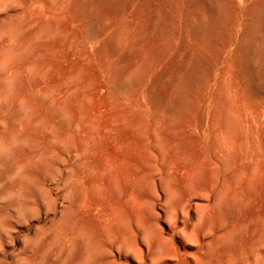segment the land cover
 <instances>
[{
    "label": "rangeland",
    "instance_id": "1",
    "mask_svg": "<svg viewBox=\"0 0 264 264\" xmlns=\"http://www.w3.org/2000/svg\"><path fill=\"white\" fill-rule=\"evenodd\" d=\"M111 143L123 144L122 159ZM255 160L264 161V0H0V264H150L136 215L167 238L182 233L179 264H264ZM111 208L143 258L121 245Z\"/></svg>",
    "mask_w": 264,
    "mask_h": 264
},
{
    "label": "bare ground",
    "instance_id": "2",
    "mask_svg": "<svg viewBox=\"0 0 264 264\" xmlns=\"http://www.w3.org/2000/svg\"><path fill=\"white\" fill-rule=\"evenodd\" d=\"M252 5H250V7H251ZM248 9H249V7H248ZM215 11H216V9H215ZM228 11V10H227ZM223 12H224V10H223ZM206 13V12H205ZM217 13V12H216ZM203 14V13H202ZM215 14V13H214ZM221 20V19H220ZM205 22V21H204ZM213 23V22H212ZM140 24V23H139ZM205 24V23H204ZM214 24V23H213ZM142 25V24H141ZM259 26V25H258ZM143 27V26H142ZM158 28V27H157ZM162 28V27H161ZM260 28V27H259ZM133 29V28H132ZM261 29V28H260ZM214 30H216L215 28H214ZM153 31V30H152ZM133 32V31H132ZM189 32V31H188ZM260 32V31H259ZM260 34V33H259ZM152 36L153 37H156V36H154L153 34H152ZM151 35L149 36V38L147 39V41H146V39H145V41L143 42V43H145V44H143L142 43V45H144L145 47L143 48V47H140V48H142L143 50L145 49V51L146 50H150L151 51V49H152V47H153V45H154V38L152 37ZM146 37V36H145ZM152 37V38H151ZM147 38V37H146ZM174 38V37H173ZM188 40H189V38L187 37V40H184V41H187V44H188ZM173 42V41H172ZM191 42V41H190ZM160 45V44H159ZM184 45H186V44H184ZM208 45H210V44H208ZM116 46V45H115ZM119 46V45H118ZM140 46H141V44H140ZM105 47V46H104ZM185 47H187V46H185ZM201 45H200V49H201ZM103 48V47H102ZM91 49V48H90ZM158 50H159V48H157ZM161 49V48H160ZM185 49H188V47L187 48H185ZM257 49V48H256ZM255 49V50H256ZM206 50V49H205ZM104 51H105V48H104ZM104 51L102 52V54H104ZM150 51H149V53L148 54H150ZM106 52V51H105ZM208 52V51H207ZM256 52V51H255ZM140 53V52H139ZM147 52H145V54H146ZM166 53V52H165ZM186 53H188L189 54V52H186ZM185 53V54H186ZM206 53V52H205ZM90 54V53H89ZM98 54V53H97ZM143 54H144V52H143ZM256 54V53H255ZM148 56V55H147ZM253 56V55H252ZM160 57V56H159ZM185 57V56H184ZM187 57V56H186ZM138 58V57H137ZM150 58V57H149ZM59 59V58H58ZM140 59V58H139ZM185 59V58H184ZM188 61H189V59H187ZM187 60H186V62H187ZM256 60V59H255ZM177 61V60H176ZM175 61V62H176ZM139 62V61H138ZM178 62H180V60L178 61ZM178 62H177V64H178ZM183 62V61H182ZM26 63V62H25ZM232 63V62H231ZM234 63V62H233ZM142 64V63H141ZM180 64V63H179ZM78 65V64H77ZM138 65V64H137ZM137 65H136V67H137ZM143 65V64H142ZM255 65V64H254ZM149 67H151L150 65H148ZM177 66V65H176ZM231 66H232V64H231ZM255 66H257V65H255ZM140 67V66H139ZM185 67V66H184ZM142 68V67H141ZM141 68L139 69V71L141 70ZM233 69V68H232ZM170 70L171 69H169V71L168 72H170ZM174 70L175 69H172L171 71H173L171 74H172V77H173V73H174ZM138 71V70H137ZM178 71V70H177ZM134 73L136 72V71H133ZM132 72V73H133ZM168 72H166V73H168ZM175 72H176V70H175ZM230 72V71H229ZM74 73H75V71H74ZM73 73V74H74ZM94 73H96V72H94ZM171 74H170V77H171ZM233 74V73H232ZM79 75V74H78ZM235 75V74H234ZM74 76H77V75H74ZM80 76V75H79ZM229 76H231V75H228V77ZM240 76V75H239ZM97 77V76H96ZM169 77V78H170ZM127 78V77H126ZM129 78V77H128ZM128 78H127V80H128ZM229 78H231V77H229ZM171 79V78H170ZM169 79V80H170ZM50 80V79H49ZM131 80V79H130ZM172 80V79H171ZM228 81H230V79L228 80ZM170 82V81H169ZM100 83V82H99ZM173 83V82H172ZM229 83V82H228ZM62 84V83H61ZM170 84V83H169ZM168 84V86H170ZM225 84V83H224ZM224 84H223V86L222 87H224ZM230 84V83H229ZM228 85V84H227ZM163 87L164 86H167V85H162ZM175 88V87H174ZM174 88H172V89H174ZM225 89L227 88V87H224ZM229 88V87H228ZM227 88V90H229ZM244 88V87H243ZM67 89V88H66ZM71 89V88H70ZM102 89V88H101ZM223 89V88H222ZM234 89V88H233ZM81 90V89H80ZM214 90V89H213ZM155 91H156V88H155ZM157 91H158V89H157ZM156 91V92H157ZM169 91V90H168ZM171 91V90H170ZM243 91V90H242ZM68 92H69V90H68ZM171 92H173V90L171 91ZM170 92V93H171ZM232 92V91H231ZM236 92V91H235ZM235 92H233V93H235ZM238 92V91H237ZM246 92V91H245ZM43 93V92H42ZM158 93H160V91L158 92ZM174 93V92H173ZM172 93V94H173ZM228 93V92H227ZM226 93V94H227ZM230 93V92H229ZM232 93V94H233ZM66 94V93H65ZM99 94V93H98ZM97 94V95H98ZM168 94V93H167ZM236 94V93H235ZM234 94V95H235ZM244 94V93H243ZM78 95H79V93H78ZM164 95V94H163ZM170 95V94H169ZM175 95V94H174ZM233 95V96H234ZM80 96V95H79ZM78 96V97H79ZM94 96H96V95H94ZM103 96V95H102ZM168 96V95H167ZM239 96V95H238ZM241 97V101L242 100H244V98L245 97H243L242 96V94L240 95ZM245 96V95H244ZM101 97V96H100ZM104 97V96H103ZM148 97H149V95H148ZM150 97L153 99V97L150 95ZM169 97V99L171 98V96H168ZM206 97V96H205ZM215 97V96H214ZM227 97V96H226ZM232 97V96H231ZM234 97H236V95L234 96ZM71 98V97H70ZM79 98H81V96L79 97ZM105 98V97H104ZM103 98V99H104ZM228 98H230V97H228ZM228 98H227V100H228ZM97 99H99L98 97H97ZM97 99H95V100H97ZM101 99V98H100ZM100 99H99V102H100ZM161 99V98H160ZM167 99V98H166ZM222 99V98H221ZM235 99V98H234ZM236 99H237V97H236ZM77 100V99H76ZM102 100V99H101ZM105 100V99H104ZM231 100H232V102H231ZM77 101H80V100H77ZM76 101V102H77ZM229 103H233V98H230L229 99ZM238 101V103H239V100H237ZM97 102V101H96ZM220 102V101H219ZM235 102V101H234ZM74 103H75V101H74ZM102 102H100L99 104H101ZM236 104H237V102H235ZM76 104H79V102L78 103H76ZM97 104H98V102H97ZM104 104V103H103ZM102 104V105H103ZM108 104V103H107ZM167 104V103H166ZM165 104V105H166ZM225 104V103H224ZM62 105V104H61ZM219 105H220V103H219ZM243 105H244V103H243ZM97 106V105H96ZM100 106V105H99ZM229 105H227L226 107H228ZM238 105H235L234 106V108L233 109H235L236 110V107H237ZM241 106V105H240ZM245 106V105H244ZM103 107V106H102ZM100 108V109H103V108ZM105 107V109H106V106H104ZM216 107H218V106H216ZM233 107V106H232ZM173 108V107H172ZM219 108H221L220 106H219ZM218 108V109H219ZM228 108H231V104H230V107H228ZM241 107H239V109H240ZM168 109V108H167ZM171 109V108H170ZM213 109H216V108H213ZM232 109V110H233ZM238 109V107H237V110H239ZM245 108H242V110H244ZM231 110V109H230ZM230 110H227V111H229L230 112ZM234 110V111H235ZM107 111V110H106ZM233 111V112H234ZM245 111H246V109H245ZM253 111H255V110H253ZM204 112V111H203ZM216 112V111H215ZM218 112V111H217ZM238 112V111H237ZM237 112H235V114H237ZM259 112V111H258ZM231 113H232V111H231ZM230 113V114H231ZM102 114V113H101ZM100 114V115H101ZM215 114V113H214ZM225 115H227V113H225ZM238 115V114H237ZM255 115H256V113H255ZM259 115H260V113H259ZM104 116V115H103ZM224 116V115H223ZM228 116V115H227ZM230 116V115H229ZM214 117V116H213ZM257 117H259L260 118V116H258L257 115ZM262 117V116H261ZM208 118H209V115H208ZM231 118V117H230ZM107 119V118H106ZM225 119H226V116H225ZM227 119H229V117L227 118ZM103 122V121H102ZM110 122V121H109ZM260 122V121H259ZM102 124V123H101ZM207 124H208V122H207ZM213 124H214V122H213ZM215 124H216V122H215ZM213 125V126H216V125ZM25 125V124H24ZM107 127H108V125H106ZM221 126V125H220ZM101 127V126H100ZM107 127H105V129L107 128ZM109 128V127H108ZM190 129H191V127H189ZM221 128V127H220ZM232 128V127H231ZM114 130V129H113ZM112 130V131H113ZM128 130V129H127ZM131 129H129V131L128 132H130L131 133V131H130ZM226 130V129H225ZM231 131H235V129H230ZM237 130H238V128H237ZM101 131V130H100ZM126 131V130H125ZM132 131H133V129H132ZM141 131V130H140ZM45 132H47V131H45ZM127 132V131H126ZM138 133H140L141 134V132H139V130L137 131ZM134 133V131L132 132V134ZM135 133H136V130H135ZM155 133H157V132H155ZM234 133V132H233ZM45 134V133H44ZM139 134V135H140ZM195 134H197V132L195 133ZM236 133H234L233 135H231L229 138H230V141H234L233 139H235L234 137V135H235ZM254 134H256V132H254ZM115 135V134H114ZM138 135V134H137ZM136 135V136H137ZM228 135H230V134H228ZM227 135V136H228ZM253 135V134H252ZM130 136V135H129ZM156 136V135H155ZM158 136V135H157ZM156 136V137H157ZM193 136V135H192ZM233 136V137H232ZM256 136V135H255ZM257 137V136H256ZM115 138H116V136H115ZM228 138V137H227ZM226 138V139H227ZM229 138L227 139L228 141H229ZM231 138H232V140H231ZM114 139V138H113ZM130 139H131V136H130ZM129 139V140H130ZM226 139H225V141H226ZM159 140H161L162 141V143L161 144H163L164 145V141L162 140V139H159ZM116 141V140H115ZM140 141V140H139ZM227 141V142H228ZM229 141V142H230ZM236 141V140H235ZM234 141V142H235ZM112 142V141H111ZM129 142V141H128ZM158 143H159V141H157ZM119 143V142H118ZM122 143V142H121ZM127 143V142H126ZM157 143V144H158ZM220 143L222 144V142L220 141ZM231 143V142H230ZM254 143V142H253ZM112 145L111 146H115V148H113V149H115V154L114 155H116L117 154V149L118 148H120L121 147V150H122V146H123V144H121L122 146H120L119 144H115V145H113V143H111ZM128 144V143H127ZM161 144L159 145V146H161ZM165 144H166V142H165ZM224 145H225V143H223ZM232 144V143H231ZM120 147H119V146ZM129 145V144H128ZM138 145V144H137ZM141 145V144H140ZM140 145H139V147H140ZM195 145H197V144H195ZM232 145H234V144H232ZM220 146H222V145H220ZM226 146H228L227 144H226ZM229 146H230V144H229ZM138 147V148H139ZM162 147V146H161ZM223 147V146H222ZM222 147H221V151H222ZM232 147V146H231ZM117 148V149H116ZM129 148V147H128ZM127 148V149H128ZM165 148V146L163 147V149ZM126 149V148H125ZM161 149V148H160ZM223 149H224V147H223ZM96 150H98V149H96ZM123 150H124V148H123ZM122 150V155H123V152H125V151H123ZM140 150V149H139ZM231 148H229V152H230V154H228L226 151V153H223L224 152V150H223V155L224 154H226V157H227V155L232 159V157H231ZM232 150H235L234 148H232ZM255 150H256V148H255ZM98 151H100V150H98ZM113 151V150H112ZM127 151H129V150H127ZM95 152V151H94ZM93 152V153H94ZM97 152V151H96ZM120 152V151H119ZM234 152V151H233ZM232 152V153H233ZM238 152V151H237ZM99 153V152H98ZM105 153V152H104ZM113 153H114V151H113ZM121 153V152H120ZM132 153H133V150H132ZM163 153V152H162ZM218 153V152H217ZM221 153V152H220ZM219 153V154H220ZM221 153V154H222ZM258 153V152H257ZM131 154V153H130ZM152 154V153H151ZM236 154H238V153H236ZM106 155H107V153H106ZM106 155H102V157L103 156H106ZM110 154H108V157H110L109 156ZM120 155V154H119ZM222 155V156H223ZM233 155V158H234V155H235V152L232 154ZM69 156V155H68ZM75 156V155H74ZM131 156H132V154H131ZM137 156V155H136ZM221 156V155H220ZM222 156H221V158H222ZM225 156V155H224ZM107 157V156H106ZM114 156H112V157H110L109 159H112ZM117 157V158H116ZM120 156H118V154L115 156V159H118ZM135 157V156H134ZM121 159H122V157H120ZM140 158V157H139ZM169 158V157H168ZM257 158V157H256ZM39 159V158H38ZM64 159H66V158H64ZM108 159V160H109ZM141 159V158H140ZM143 159V158H142ZM156 159V158H155ZM173 159V158H172ZM223 159V158H222ZM260 159V158H259ZM258 159V160H259ZM263 159V158H262ZM137 160H139L138 158H137ZM170 160V159H169ZM227 160H229V158L227 159ZM258 160L256 161L257 163H259V166H260V163L262 164V162H264V161H261V162H258ZM261 160V159H260ZM106 161V160H105ZM115 161V163L114 164H116V163H119V160H118V162H116L117 160H112V162H114ZM134 161V160H133ZM145 161V160H144ZM157 161V160H156ZM111 162V160L109 161V163ZM172 162V161H171ZM232 162H233V159H232ZM22 163V162H21ZM108 163V164H109ZM120 163H122L121 161H120ZM25 164V163H24ZM90 164V163H89ZM22 165V164H21ZM110 165H112V163L110 164ZM116 165H119V164H116ZM116 165H114V166H116ZM172 165V164H171ZM175 165H176V163H175ZM87 166V165H86ZM134 166V165H133ZM257 166H258V164H257ZM84 167V166H83ZM88 167H90V166H88ZM88 167H86L87 169H88ZM119 167V166H118ZM177 167V166H176ZM180 167V166H179ZM178 167V168H179ZM85 168V167H84ZM102 168H105L104 166H102ZM102 168H100L101 170H103ZM107 168H109V167H107ZM107 168H106V171H107ZM114 168V167H113ZM130 168V167H129ZM178 168H175V169H178ZM91 169V168H90ZM95 170H97L96 168H95ZM130 170V169H129ZM157 170H158V167H157ZM87 171V170H86ZM86 171L84 172V173H86ZM105 171V170H104ZM109 171V170H108ZM127 171V170H126ZM131 171V170H130ZM187 171V170H186ZM100 173V171H98L97 170V172L95 171L94 173ZM102 172V171H101ZM193 172H197L198 173V171H193ZM89 173H91V172H89ZM92 173H93V171H92ZM105 173V172H104ZM191 173V172H190ZM189 173V174H190ZM177 174H179V173H177ZM194 174V173H193ZM58 175H59V173H58ZM82 175V174H81ZM95 175V174H94ZM93 175V176H94ZM122 175H124V174H122ZM128 175V174H127ZM154 175H155V173H154ZM157 175V174H156ZM187 175H188V173H187ZM187 175H185V176H187ZM191 175L192 174H190V175H188V176H190V180H192L191 178ZM259 175H261V174H259ZM100 177H101V174L99 175ZM187 176V177H188ZM196 175H194V177H195ZM198 176V175H197ZM21 177V176H20ZM83 177V175L81 176V178ZM90 177H92V175L90 176ZM122 177V176H121ZM194 177H193V179H194ZM72 178H75V176L74 177H72ZM71 178V179H72ZM76 178H79V180H80V177H76ZM84 178V177H83ZM82 178V180H80V181H82L83 182V180L85 181L86 179H83ZM85 178H86V175H85ZM95 178H97V174H96V177ZM95 178L93 179V178H90L91 180L93 179L95 182H94V184L96 183V181L97 180H95ZM125 178V177H124ZM127 178V177H126ZM129 178V177H128ZM200 178V177H199ZM122 179V178H121ZM135 180H139V179H136V178H134ZM161 179V178H160ZM183 179H185V177L183 178ZM189 179V178H188ZM209 179V178H208ZM93 180H92V182H93ZM130 180H132L133 181V179L131 178ZM190 180H187V178L185 179V181H187L188 182V184H190L189 183V181ZM74 181V180H73ZM76 182H78L77 180H75ZM79 181V182H80ZM87 181V180H86ZM89 181V180H88ZM185 181H183V182H185ZM254 181V180H253ZM252 181V182H253ZM23 182V181H22ZM75 182V183H76ZM101 182V181H100ZM134 182V181H133ZM136 182V181H135ZM134 182V183H135ZM140 182V181H139ZM167 182H169V181H167ZM252 182H250V183H252ZM71 183H72V181H71ZM104 183V182H103ZM132 183V182H131ZM147 183V182H146ZM166 183V182H165ZM182 183V182H181ZM68 184V183H67ZM73 184V183H72ZM82 183L80 182V186L79 187H82L83 185H81ZM83 184H84V182H83ZM87 184V183H86ZM91 184V183H90ZM136 184H138L137 182H136ZM140 184V183H139ZM141 184H143V183H141ZM166 184H168V183H166ZM183 184H185V183H183ZM78 185V184H77ZM97 185H98V183H97ZM99 185H102V184H100L99 183ZM99 185H98V187H99ZM135 185V184H134ZM74 186H76V185H74ZM74 186H73V188H74ZM103 186V185H102ZM131 186V188H132V186H133V183H132V185H130ZM71 187H72V185H71ZM71 187H70V189H71ZM76 187H78V186H76ZM96 187V186H95ZM94 187V188H95ZM97 187V188H98ZM148 187V186H147ZM155 187V186H154ZM153 187V188H154ZM171 187H173V186H171ZM170 187V188H171ZM198 187V186H197ZM197 187H196V190H197ZM83 188V190H84V188H86L85 187V185L82 187ZM130 188V189H131ZM200 188V187H199ZM198 188V189H199ZM127 189V188H126ZM134 189H135V187H134ZM178 189H180V188H178ZM170 190V189H169ZM171 190H173L172 188H171ZM86 191V190H85ZM84 191V192H85ZM181 190H179V191H177V192H180ZM195 193L196 192H198V191H195V189L193 190ZM200 191H202L201 189H200ZM199 191V192H200ZM132 192V191H131ZM168 192H171V193H173L172 191H168ZM71 193V192H70ZM135 193V192H134ZM201 193V192H200ZM133 194V193H132ZM132 194H130L131 196H132ZM188 194V193H187ZM192 194H194V193H192ZM192 194L191 195H189V197L190 196H192ZM20 195V194H19ZM64 195V194H63ZM130 196V197H131ZM163 196V195H162ZM231 196V195H230ZM157 197V196H156ZM183 197V196H182ZM188 197V196H187ZM109 198V197H108ZM133 198V196L131 197V199ZM134 198H136V196L134 195ZM20 199V198H19ZM87 199V198H86ZM157 199V198H156ZM182 199V198H181ZM189 198H187V200H188ZM100 200V199H99ZM98 200V201H99ZM136 200V199H135ZM170 200V199H169ZM140 201V200H139ZM138 201V202H139ZM184 201V200H183ZM245 201V200H244ZM157 202V201H156ZM182 202V201H181ZM188 202V201H187ZM190 202V201H189ZM86 203H88V202H86ZM137 204V203H136ZM178 204H180L179 203V201H178ZM182 204H183V202H182ZM139 205V204H138ZM155 205V204H154ZM164 205V204H163ZM88 206H90V205H88L87 204V207ZM92 206V205H91ZM90 206V207H91ZM83 207V206H82ZM86 207V206H85ZM94 207H96V206H94ZM137 207V206H136ZM140 207V206H139ZM157 207V206H156ZM192 207V206H191ZM152 208V207H151ZM170 208V207H169ZM186 208V207H185ZM184 208V209H185ZM90 209V208H89ZM96 209V208H95ZM168 209V208H167ZM172 209V208H171ZM30 210H32V209H30ZM86 210H87V208H86ZM140 210V209H139ZM195 210V209H194ZM199 210V209H198ZM211 210V209H210ZM210 210H208L209 212H210ZM88 211V210H87ZM86 211V212H87ZM90 211V210H89ZM108 211V210H107ZM157 211V210H156ZM181 211V210H180ZM207 211V212H208ZM211 211H213L214 212V210L212 209ZM171 212H172V210H171ZM191 212V211H190ZM189 212V213H190ZM207 212H205L204 214V217L206 216V214H207ZM208 212V213H209ZM212 212V213H213ZM138 213H140V212H138ZM177 213V212H176ZM216 213V212H215ZM242 213V212H241ZM172 214H174V213H172ZM178 214V213H177ZM193 214V213H192ZM209 214H211V213H209ZM208 214V216L210 217V215ZM99 215V214H98ZM98 215H96V216H98ZM116 215L117 214H115V211L111 208V210H110V214H109V218H110V220H112V221H115V222H117V224H118V234L120 235V241H121V245L122 246H124V247H127L128 249H130L132 252H134L135 254H137L138 256H140V258H143V255H144V251H142L139 247H138V245L136 244V243H134V241H136V240H134L133 241V238H132V233H131V231L127 228V226L125 225V223L123 224V222L121 221V220H118L117 218L118 217H116ZM214 215V214H213ZM216 215V214H215ZM95 216V217H96ZM101 217L103 216V215H100ZM105 217H106V214L104 215ZM176 216V215H175ZM160 217V216H159ZM177 217V216H176ZM204 217H202V215L200 216V220H201V218H204ZM215 217V216H214ZM213 217V218H214ZM162 218V217H161ZM174 218V217H173ZM192 218V217H191ZM191 218H189L190 220H191ZM210 218H212V217H210ZM99 219H101V218H99ZM104 219V218H103ZM216 219V218H215ZM102 220V219H101ZM110 220H108V221H110ZM136 221H138L139 222V225H140V227H141V230H142V232L144 233V236L146 237V238H149V239H151V247H149L148 248V252H152V254L154 255L151 259H150V264H168L169 262H172V264H179V260L180 259H178L179 258V252H178V250H177V247H176V244L174 243V238L177 236H179L180 234H182V233H179V232H173V235H171V236H169V238H167V237H165V234H164V231L162 230V229H160V228H155V232H154V230H153V228H151V227H148V226H145L141 221H142V215H136V219H135ZM167 220V219H166ZM177 220V219H176ZM188 220V219H187ZM195 220V219H194ZM205 220H206V222H207V220H208V218L206 217L205 218ZM205 220H204V224H207L206 222H205ZM217 220V219H216ZM1 221V220H0ZM161 221V220H160ZM185 221V220H184ZM210 221V220H209ZM218 221V220H217ZM100 222H102V221H100ZM104 222H105V220H104ZM173 222V221H172ZM178 222V221H177ZM142 223V224H141ZM159 223V222H158ZM187 223H189V221H187ZM217 223V222H216ZM109 224V223H108ZM160 224V223H159ZM178 224V223H177ZM180 224H183V223H180ZM63 225V224H62ZM102 225V224H101ZM188 225V224H187ZM252 225V224H251ZM110 226V225H109ZM161 226H162V224H161ZM205 226H208V225H205ZM205 226H204V228H205ZM106 227V226H105ZM176 227V226H175ZM177 227H179V226H177ZM208 227H210V226H208ZM208 227H206L207 229H208ZM58 228V227H57ZM183 228H185V227H183ZM190 228H192V227H190ZM202 228V227H201ZM206 228H205V230H206ZM214 228H216V227H214ZM213 228V229H214ZM108 229V228H107ZM168 229H171V228H168ZM180 229V228H179ZM178 229V230H179ZM219 229V228H218ZM172 230V229H171ZM209 230V229H208ZM207 231V230H206ZM106 232V231H105ZM108 232H109V230H108ZM171 232V231H170ZM194 232V231H193ZM222 232V231H221ZM184 234L183 235H185L186 233L185 232H183ZM206 233V232H205ZM208 233V232H207ZM66 234V233H65ZM75 234V233H74ZM168 234V233H167ZM213 234V233H212ZM69 235V234H68ZM109 235V234H108ZM187 235V237H185V238H187V239H189V241L190 242H192V241H194V239L196 238V237H194V234H191L190 232H189V234H186ZM185 235V236H186ZM215 235H216V233H215ZM77 236H79V235H77ZM82 236V235H81ZM167 236V235H166ZM84 238V237H83ZM212 238V237H211ZM179 239V238H178ZM201 239V238H200ZM202 241H203V239H202ZM216 241H217V239L215 238V240H212L211 242H209L206 246H207V248L208 249H212L213 248V246L216 244ZM223 241V240H222ZM198 242V241H197ZM179 243H180V239H179ZM220 243H222V242H220ZM89 244V243H88ZM178 244V243H177ZM185 244V243H184ZM200 244V243H199ZM178 245H180V244H178ZM184 246V245H183ZM263 246H264V244H263ZM143 247V246H142ZM181 247V246H180ZM198 247V246H197ZM219 247V246H218ZM251 248V247H250ZM152 249V251H150ZM189 249V248H188ZM194 249V248H193ZM221 249V248H220ZM183 250V249H182ZM199 250V249H198ZM197 251V250H196ZM195 251V252H196ZM217 251H218V249H217ZM221 251V250H220ZM148 252H147V255H148ZM192 252V251H191ZM193 252H194V250H193ZM194 252V253H195ZM222 253H223V251H221ZM220 252V253H221ZM109 253V252H108ZM115 253V252H114ZM188 253V252H187ZM215 253H216V251H215ZM221 253V254H222ZM198 254V253H197ZM196 254V255H197ZM216 255V254H215ZM218 255H219V253H218ZM217 255V256H218ZM217 256H215V257H217ZM223 256V255H222ZM146 257V256H145ZM120 258V257H119ZM127 258V257H126ZM125 258V259H126ZM129 259V258H128ZM206 259V258H205ZM217 259H219V258H217ZM193 260V259H192ZM149 261V260H148ZM208 261V260H207ZM209 261H210V259H209ZM88 262H86V264H87ZM202 263V262H201ZM205 263V262H204ZM203 263V264H204ZM264 263V262H263ZM114 264V263H113ZM143 264H144V262H143ZM194 264H198V259L196 258L195 260H194Z\"/></svg>",
    "mask_w": 264,
    "mask_h": 264
}]
</instances>
